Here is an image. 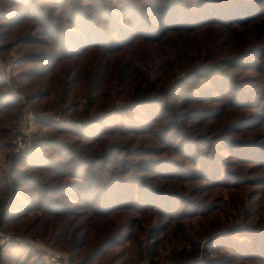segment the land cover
<instances>
[{
  "label": "trees",
  "instance_id": "1",
  "mask_svg": "<svg viewBox=\"0 0 264 264\" xmlns=\"http://www.w3.org/2000/svg\"><path fill=\"white\" fill-rule=\"evenodd\" d=\"M261 19L264 0H0L14 86L78 117L37 114L51 133L13 152L22 101L0 77V230L71 264H160L168 233L164 264H264V48L237 31ZM0 264L45 263L22 245Z\"/></svg>",
  "mask_w": 264,
  "mask_h": 264
},
{
  "label": "rangeland",
  "instance_id": "2",
  "mask_svg": "<svg viewBox=\"0 0 264 264\" xmlns=\"http://www.w3.org/2000/svg\"><path fill=\"white\" fill-rule=\"evenodd\" d=\"M238 31V35L241 37H245L248 41L253 42V43H258L259 46L261 48H264V19L258 20L253 24H250L249 26H247L244 29H239ZM260 32H261V36H263L262 39L259 38L260 36ZM15 57V51L12 50L9 52V55L6 58H2L0 56V77L1 79L4 81V78L6 79V85L9 88V90L17 97H20L21 99V109L20 112L17 114L16 120L14 122V128L12 129L11 133H10V139L9 142L12 144V151L13 152H18L15 149V146L13 145V139L16 137L18 131L20 130H25L29 133V138H30V147L33 144L34 138L37 135H43V134H50L52 130L49 129V127L44 126V125H40L37 122V114L39 116H49L52 118V120L54 122H57V124H64L69 126L73 120H76L75 118H78L77 116H75V112L71 111L69 113H65L64 112H60L59 109H67L68 108V103L67 104H62L59 105L58 101L55 100L54 98H50L49 101H45L44 103L40 104L38 107L37 112L34 111L32 109V106L30 104H28L23 96L18 92L17 88L14 86V80H15V76L17 75L19 69L16 66V64L12 63L11 60H9V58ZM85 101V100H84ZM47 104L45 107L41 108L43 105ZM79 108H78V112L79 113H83L84 112V104L81 102L79 104ZM111 108H104L103 111H101V113H105L106 111H109ZM96 110H88L87 111V116H93L96 115L95 113ZM35 112V113H34ZM60 112L61 114H55ZM70 120L69 124H65L63 122H61L60 120ZM262 135H264V133H262ZM29 147V148H30ZM0 166L2 169H6L8 166V153L6 151H1L0 152ZM253 169V168H252ZM256 170V168H255ZM262 170V169H261ZM253 171V170H252ZM250 171V172H252ZM257 171V170H256ZM258 174V173H257ZM257 174L255 173L253 176H257ZM259 183V182H258ZM255 188L253 189V187L251 188H244L243 193H242V197L243 200H247L246 196L248 193H252L253 191H255L257 189V187L259 185L254 184ZM259 189V187H258ZM256 193V192H255ZM261 193V192H258ZM262 194H264V192H262ZM221 196V197H220ZM217 197L222 198L223 200H229V194L226 191H221L220 193L217 194ZM225 211L229 214V208L226 207ZM240 211H242L241 207H240ZM222 217H225L224 213H221ZM242 215H244V213L242 212ZM241 216V215H240ZM229 218L231 219L230 215ZM154 222V221H153ZM151 223V222H150ZM143 226L146 227L147 224L143 222ZM177 229V234L176 237L181 233L178 229V227L176 226ZM22 237H25L26 239L32 240L34 244L32 243H26V244H12V245H4L3 248H8L10 246H27L30 245L33 248L39 250L41 252V256L43 258V261L45 264H71L70 263V255L69 252L66 251L64 248H62L63 246H52L50 244H46V242L44 240H41L40 237L37 236H28V235H20ZM176 239L172 234H167L163 237V242L160 243L159 248L157 249V255L154 258V261L156 262H160V264H164V258L166 255H168L171 251L172 248L174 247H178V245L175 243ZM146 242L143 243V245H145ZM53 253H57L60 255V259L59 261H56L55 259L51 258L50 254ZM148 258H144L142 261L137 262L136 264H144L147 263ZM127 264H130L129 262Z\"/></svg>",
  "mask_w": 264,
  "mask_h": 264
},
{
  "label": "built area",
  "instance_id": "3",
  "mask_svg": "<svg viewBox=\"0 0 264 264\" xmlns=\"http://www.w3.org/2000/svg\"><path fill=\"white\" fill-rule=\"evenodd\" d=\"M4 81L6 82V79L4 78ZM57 120V119H56ZM60 120V119H58ZM57 120V121H58ZM61 122L65 124H69L70 121L67 120H60ZM13 145L15 146V149L17 151H25L30 147V138L29 133L25 130L18 131L16 137L13 139ZM26 243H33L32 240L26 239L25 237H22L20 235L15 234H8L0 230V246L4 245H12V244H26ZM52 259H55L56 261L61 260L60 255L57 253L50 254Z\"/></svg>",
  "mask_w": 264,
  "mask_h": 264
}]
</instances>
